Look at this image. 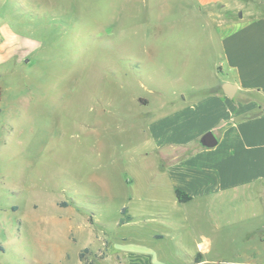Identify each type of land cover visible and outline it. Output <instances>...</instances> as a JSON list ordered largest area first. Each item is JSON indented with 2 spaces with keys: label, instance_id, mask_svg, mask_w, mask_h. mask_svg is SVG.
<instances>
[{
  "label": "rangeland",
  "instance_id": "rangeland-1",
  "mask_svg": "<svg viewBox=\"0 0 264 264\" xmlns=\"http://www.w3.org/2000/svg\"><path fill=\"white\" fill-rule=\"evenodd\" d=\"M221 20L195 0H0V264H264V190L178 203L149 130L227 77Z\"/></svg>",
  "mask_w": 264,
  "mask_h": 264
},
{
  "label": "crops",
  "instance_id": "crops-1",
  "mask_svg": "<svg viewBox=\"0 0 264 264\" xmlns=\"http://www.w3.org/2000/svg\"><path fill=\"white\" fill-rule=\"evenodd\" d=\"M195 1L230 27L220 40L227 77L210 95L154 120L149 130L173 192L218 203L240 191L264 190V14L247 9L246 0ZM225 83L235 86L232 98L221 90ZM208 132L216 140L212 147L200 144Z\"/></svg>",
  "mask_w": 264,
  "mask_h": 264
},
{
  "label": "water",
  "instance_id": "water-1",
  "mask_svg": "<svg viewBox=\"0 0 264 264\" xmlns=\"http://www.w3.org/2000/svg\"><path fill=\"white\" fill-rule=\"evenodd\" d=\"M221 90L225 96L228 98H232L235 90V86L225 83L222 84ZM200 144L204 147H212L216 144V140L212 133H206L204 134L200 139Z\"/></svg>",
  "mask_w": 264,
  "mask_h": 264
},
{
  "label": "trees",
  "instance_id": "trees-1",
  "mask_svg": "<svg viewBox=\"0 0 264 264\" xmlns=\"http://www.w3.org/2000/svg\"><path fill=\"white\" fill-rule=\"evenodd\" d=\"M1 93V92H0ZM174 194H175V197H176V200L179 202V203H185V202H188L191 200V197L189 195H187L186 193L182 192L181 190L179 189H176L174 191ZM86 251V249H84L80 254H79V259H83V253ZM200 263V254L198 253L195 258H194V263L193 264H198Z\"/></svg>",
  "mask_w": 264,
  "mask_h": 264
}]
</instances>
